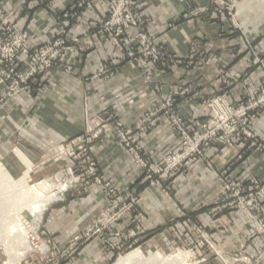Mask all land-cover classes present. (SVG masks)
Returning <instances> with one entry per match:
<instances>
[{
    "label": "rangeland",
    "instance_id": "1",
    "mask_svg": "<svg viewBox=\"0 0 264 264\" xmlns=\"http://www.w3.org/2000/svg\"><path fill=\"white\" fill-rule=\"evenodd\" d=\"M54 1L55 0H51V3L48 4L47 0H42L41 6L51 10ZM112 1L113 0H109V5ZM134 1L138 13L143 14V18L146 21L149 42L143 44L136 32L130 31V29L125 30L129 32H124L121 40L128 42L126 45L128 52H126V50L120 51L105 33L103 27L109 20L108 13L101 21L89 24L90 26L83 32L84 34L82 33V36H69L68 28L71 29L72 25L76 24V22L81 19L83 12L92 10L95 7L96 0H89L91 6L88 7L86 5L83 9H79V0H77L72 8H68L60 13V18L69 21L67 22V25L69 24L68 28L67 26H62L55 35L37 48L30 47L29 34L24 28L15 27L14 24L9 22L10 13H12V11H8L4 17L0 19L1 29L9 28L15 32H25L27 34V44L34 51L47 46L51 41L62 40L65 42L68 49L79 46L80 48L83 47L86 49L88 53L95 47V38L98 39L101 44H104L105 48L108 47L114 51L115 54L119 55L120 58L116 61L110 59H105L104 63L101 61L96 69L102 66V68H105L104 74H100L99 78H94L93 73L96 72L95 69L93 73L85 79V82H111L124 73V67H128L132 73H135V81L126 83L118 92L111 94L109 98L100 99L98 96L94 97V95L87 97V100L89 98V100L94 103L97 111L95 115L92 116L89 111V106H87L89 105V100H86L84 103L87 110L85 111V146L83 151H81V156L78 157L80 151H77L71 156L68 167H63L64 175L62 177L55 174L56 176L52 175L51 177L34 180L31 175L34 165L31 163L29 167L30 162L26 158L27 155L21 152V155L24 156L28 164L18 156V150L13 148L11 153L16 156V161H20L22 165L23 170L20 175H14L12 166L0 163V165H3L5 170L8 171L13 180L17 181L20 178H24L27 175L26 173H28L26 181L29 185L34 186L46 182L52 186V193H59L57 199L44 207L45 211L40 219H36L35 216L30 214L27 210L21 212L20 219L28 232L31 251L25 254L20 264H64L68 261H74L80 248L94 239L100 240L103 245H108L114 250L118 248L117 254L113 258L111 264H115L118 260L133 252L139 253L145 259L157 253H160L164 257L181 254V257L186 260L187 264H225L227 260V264H264V248L259 244V241H257V237H259L257 234L258 228L255 226L257 223L255 217L260 222L264 223V181H255L251 185H246L245 182H240L236 178L234 170L237 165L246 163L248 160L252 159L255 154L264 153V136L256 129L258 119L264 116V106L256 108L250 113V127L258 137L256 140L242 137L241 143H237L236 139L226 143V138L221 135L212 139L210 143L201 144L197 152L198 155L192 154L191 156L185 157L180 166L170 168L169 165L172 160L184 155L187 149L195 145L196 141L203 136V124L211 120L213 113L223 105H228L233 113H237L240 112V109L251 106L252 98L258 102L264 98V59L257 53L258 49L255 41L250 40L246 36V32L242 27V21L239 17V9L242 3L235 10L237 14H234V19L228 15V11H224L218 16L214 8H211L208 21L211 19L224 21L230 33H236L239 36L244 35V49L247 51L246 54L253 57L252 68L258 69L256 67H259L262 71L260 84L255 92L248 86H243L241 88L240 99L242 96H253L249 97L248 101L243 99L235 101L230 93L233 83L229 76L227 78L226 68H224V66L217 67L215 75L218 77L219 84L215 86V93L202 100L200 104H193V101L189 100L192 96L194 98L199 95L197 88L188 86L184 88L183 93L180 91L181 89L173 91L169 86H160L161 78L167 74L176 75L180 68H183L187 73L196 72L199 78L205 77L209 61L217 60L215 56L213 57L214 48L200 38H195L190 43V53L185 58L180 57L166 46L160 44L158 37L150 34V27L153 21L145 14L144 10H142L137 3V0ZM194 8H196V6L192 5L188 9V12L183 14L181 18L189 20L185 18L189 16ZM263 10L264 0H258L254 8L246 13H249V18L258 20L262 17L260 15ZM202 16L200 18H192L201 19ZM192 18H190V20ZM211 24L212 23L209 22V25ZM95 25H97L98 29L97 35L92 34ZM0 34L3 35L1 40H8L7 31L4 33L1 31ZM232 35L233 34L229 36L231 37ZM73 39L78 42L73 44ZM2 45L3 43H0V48L3 47ZM157 48H164V50L167 51L166 53L169 58L166 59V61L164 59L165 62L161 60L154 61L151 53L153 50H158ZM79 54L81 53L76 51L63 54L64 64H56L52 69H56L55 71L57 72L65 71L70 74L74 73L75 68L73 61ZM34 56H36L37 59L42 57L40 53H35ZM178 61H180L182 65L179 64ZM258 61L262 64L258 65ZM0 62H2L1 65H3L0 73H3V75L5 74L3 85H0V107L8 105L11 101L23 95L30 98L32 96L30 92H32L33 89H37V93H39L47 83L48 78L52 77V71H54L52 69L43 71L42 69L36 68L32 65L33 63L30 64V61L27 60L22 53L17 56L13 64L7 63L6 61L3 62L0 53ZM112 62L117 64L114 65ZM145 64L153 67V69H151L150 72L147 70L142 71L139 67ZM32 70L36 71L35 76L29 78L30 81L26 84L21 85L23 79L28 78L27 75L30 74ZM250 71L251 70H248L242 77L240 76L241 78L239 77V81L244 82L249 76ZM146 73H148L151 78V81L148 83H146L145 79ZM16 83H19V87L15 86ZM34 86H37V88H34ZM162 88L168 89V93H162ZM19 89L20 91L15 95L14 92ZM130 92L135 93V96L133 99L125 100V94ZM183 95L187 101L185 100L184 103L182 102L180 104L178 98ZM169 98L171 99V103L167 104V101L164 100ZM216 101L222 102L223 105H216ZM131 106L139 108V118L136 122H125L119 115L123 114L126 109L131 108ZM179 119L181 121L180 126H184L190 130L192 129L194 133L186 135L184 129L181 131L175 123V121ZM204 120L206 121L203 122ZM164 122L168 123L171 127L172 133L169 138H171L176 145L174 149L164 150V148H161L162 154L159 157V161L155 162L154 157L156 155L157 146L155 145L153 148L149 149L144 148L140 136L148 135ZM93 123L95 127H97L95 131L90 129ZM106 124H110L111 126V137L116 140L122 150L129 155L133 164L140 169L141 179L138 182L124 185L116 182L113 178H106L101 174V170L90 152L89 145L91 143L90 141H97L104 135V127ZM220 137H223L224 140L220 141ZM237 139H239V137ZM226 148H236L237 152L230 164L222 168L219 167L211 151L215 150L220 154ZM196 166H203L206 170L214 171L217 174V179L219 181L218 187L221 191L219 197L212 202V206H209V214L206 215V218H195L192 214L180 208V213L177 217L175 215L169 219L167 218L164 223L157 220L158 216H156V221L151 219V230L146 233L147 235H144L146 239L143 242L145 243L151 238H154V240L148 242L147 245H142L143 242L140 243L139 237H136V234L139 233L136 229H143L147 220L133 221L131 228H129L130 230H128L131 234H123L124 239L127 241L124 243L125 246L116 242L112 244L109 243L108 240H110L113 233L117 232L120 223H123L127 217L133 216L139 209L142 200V191L153 190L166 199L179 200L182 205H184L186 200L182 197L180 198L178 193L179 183H177L176 180L193 173ZM60 169L61 167H59V170ZM93 171L95 176H89V173ZM60 186H66L65 190L59 192L58 188ZM91 186L96 187L101 196H103L105 206L93 221L92 225L84 233L73 240L68 246L60 248L56 245L53 237L45 235V224L49 219L50 207L57 203L65 202L66 195L71 191L76 192V196L83 198L84 193L86 194L88 192L86 189H89ZM6 189L11 191L9 184L5 181L0 187V190L6 191ZM82 190L84 192H82ZM12 194H14V192L11 193V195ZM6 200L9 201V199ZM6 200L4 198L5 203L0 207L1 210H12L15 206V198H12L11 204L7 203ZM247 203L251 204L249 207L253 208L252 214L254 216H252L251 213L247 215ZM230 212H236L241 215V220L249 227L250 239L245 243L239 244L235 250L226 251L223 249L222 243L213 237L212 231H215L216 227L220 225L222 217L223 219H227L225 218L226 214ZM98 223L101 224V227L104 226L103 228L105 229L100 231L102 232L101 234L96 233V235H91L89 230ZM87 234L90 235L89 238H86L85 235ZM259 240L261 242L260 237ZM74 242L77 243V247H73L75 244ZM71 247L74 248L75 252L70 250ZM237 259L240 262H236ZM7 262L8 254L6 247L0 244V264H6Z\"/></svg>",
    "mask_w": 264,
    "mask_h": 264
},
{
    "label": "crops",
    "instance_id": "2",
    "mask_svg": "<svg viewBox=\"0 0 264 264\" xmlns=\"http://www.w3.org/2000/svg\"><path fill=\"white\" fill-rule=\"evenodd\" d=\"M244 1L239 9L242 27L246 36L255 41L257 53L264 59V10L260 15L263 19L262 17L258 20L249 18V13L246 12L253 9L258 0ZM41 2L42 0H0V19L8 11H12L9 22L28 32L31 48L39 47L55 35L62 26L68 28L67 22L69 21L60 18L59 14L72 8L77 0H55L51 10L42 7ZM137 3L152 19L150 34L158 37L160 44L185 58L190 53V43L193 39L200 38L214 48L213 57L217 58L216 61H209L205 77L199 78L196 72L187 73L180 68L176 75H164L160 86H169L173 91L181 89L182 93L188 86L197 88L199 95L194 98L192 96L189 101H193V104H200L202 100L215 93V86L219 84L215 70L217 67L224 66L227 70V78L229 76L233 83L230 93L235 101H239L243 86H248L253 92L257 90L262 71L259 67H256L258 69L252 68L253 57L246 54L244 35L230 33L224 21H216V19L208 21V15L202 16V20L196 18L184 20L181 17L188 12V8L185 4H180L179 0H137ZM108 6L109 0H96L95 7L83 12L81 19L72 25L71 29L68 28L69 36H82L90 26L89 24L106 17ZM209 22L212 24L209 25ZM231 34L233 35L230 37ZM94 46L90 52L79 54L74 59V73L57 72L56 69H52L54 70L52 77L48 78L39 93L37 89H33L30 92L32 95L30 98L23 95L8 105L0 107V163L12 166L14 175L19 176L23 169L20 161H16V156L11 153L12 148L18 150V156L26 164L28 162L21 152L27 155L26 158L30 162L29 167L31 163L34 165L31 172L34 180L55 174L62 177L71 156L85 146V111L87 110L84 103L87 97L94 95V97L106 99L118 92L126 83L135 81V73H132L128 67H124V73L122 71L123 74L111 82H85V79L93 73L101 61L105 59L116 61L120 58L95 38ZM248 70H251L249 76L244 82H240L239 77H242ZM165 88H162L161 92L167 94L169 90ZM134 96L135 93H126L125 100L133 99ZM185 100L184 95L178 98L180 104ZM87 106H89L91 115H95L97 109L94 103L89 100ZM138 110V107L131 106L119 116L125 122H136L139 118ZM96 128L94 123L90 127L92 131ZM110 128V124H106L104 135L101 138L93 142L89 140L91 142L90 152L104 177L113 178L124 185L134 184L141 179V171L111 137ZM256 129L264 136V116L258 119ZM171 133V127L164 122L148 135L140 136L144 148L157 146L155 162L159 161L162 154L161 148L164 150L175 148L176 143L169 138ZM220 141L223 140L220 139ZM236 152V148H226L220 154L215 150L211 151L219 167L222 168L230 164ZM59 167H61L60 170ZM234 170L236 178L240 182H245L246 185H251L255 181H264V153L255 154L252 159L246 163H240ZM176 182L179 183L180 198L186 200L184 205L179 200L166 199L153 190L142 191L139 209L133 216L127 217L123 223H120L117 232L113 233L108 240L109 243L116 242L125 246L124 243L127 241L123 234H131L128 230L133 221L147 220L143 229H136L139 231L136 237L138 236L142 243L146 239L144 235L151 230V219L156 221L158 218L157 220L164 223L167 218L175 215L177 217L180 208L195 218H206L209 214V206H212V202L219 197L221 192L218 187L217 174L204 169L203 166H196L193 173L177 179ZM86 191L88 192L84 193L83 198L71 191L66 195L65 202L50 207L49 219L45 224V235L53 237L60 248L68 246L84 233L105 206L103 196L96 187L91 186ZM240 216L236 212L226 214L227 219L222 217L220 225L212 231L213 237L222 243L226 251L235 250L239 244L250 239L249 227L243 223ZM152 240L154 238L148 239L142 245H147ZM117 250L118 248L114 250L108 245H103L100 240L94 239L80 248L74 261L64 264H111Z\"/></svg>",
    "mask_w": 264,
    "mask_h": 264
},
{
    "label": "built area",
    "instance_id": "3",
    "mask_svg": "<svg viewBox=\"0 0 264 264\" xmlns=\"http://www.w3.org/2000/svg\"><path fill=\"white\" fill-rule=\"evenodd\" d=\"M51 0H47V3L50 4ZM243 0H179L180 4H185L188 9L195 5L196 8H194L189 16H185L190 19L192 17H200L204 15H209V11L211 8H214V11L218 16L222 14L224 11H228V15L234 19V14H237L235 11L238 6L242 3ZM79 9H83L86 5L88 7L91 6L89 3V0H79ZM136 3L134 0H113L111 4L109 5V11H108V18L109 20L104 25V31L108 35V37L113 41V44L120 50H126L128 52L126 45L128 44L127 41L121 40L123 37L124 32L127 33L129 31H125L130 29V31H134L137 33V36L141 39V43L146 44L149 42V33L147 31V25L146 21L143 18V14H139L137 11ZM67 16V15H66ZM235 22V21H234ZM7 31L8 33V40L3 41L1 40V37L3 35L0 34V43H3V47L0 48V53L2 56L3 62L6 61L7 63L13 64L17 58V56L22 53L23 56L27 58V60L30 61V64L34 65L38 69H42L43 71L50 70L56 66V64H64L63 54L68 53L70 51H76L78 53H85L87 52L86 49L83 47L80 48L79 46L72 47L68 49L66 47L65 42L61 41H51L48 43L47 46L42 47L39 50H33L31 49L27 44V34L25 32H18V31H12L9 28L7 29H1L0 26V32ZM98 29L97 25L93 27L92 34L97 35ZM78 41L73 39L72 43H77ZM158 50L152 51V56L154 61H166V59L169 58L167 51L164 50V48H157ZM39 51V52H38ZM162 52V53H161ZM35 53H40L42 57L40 59H37L36 56H34ZM37 59V60H36ZM164 61V62H165ZM102 61V63H104ZM114 65L117 63L112 62ZM179 64L180 61H178ZM258 65H261V62H257ZM2 62H0V70L3 65H1ZM182 65V64H181ZM142 71L147 70L148 72L153 69V67L148 66L147 64L142 65L139 67ZM115 69V68H114ZM105 68H102V66L98 69H96V72L93 73L94 78H99L100 74H104ZM36 74L35 70H32L30 74H28V78L23 79L22 84H26L28 81H30L29 78H33ZM5 74L0 73V85H3V79ZM146 83L151 81V78L148 73H146ZM17 87H19V83H16ZM20 91L16 90L14 93L15 95ZM253 95L248 96H242L240 100L248 101L249 97ZM164 101H167L166 103H171V99H165ZM173 101V100H172ZM216 105H223L222 102L216 101ZM261 106H264V98L261 99L259 102L255 101L254 98H252V104L249 107L240 109V112L233 113L230 110V107L228 105H223L221 108H219L217 111H215L211 117V120H209L207 123L205 122L203 124V136L199 138V140L196 141L195 145H192L190 149H187L186 153L182 156H179L178 158L172 160L170 162V168H175L180 166L183 163V160L187 156H191L192 154L198 155V149H200V145L204 143H210L212 139H215L221 135H223L226 138V143H229L233 139L237 140V143H241V138L245 137L246 139L256 140L258 137L256 133L253 131V129L250 127L251 124V116L250 113L252 110L256 108H260ZM178 128L183 131L186 135H190L194 133V131L189 128H185L184 126H180L181 121L180 119L175 121ZM147 128V127H145ZM239 137V139H237ZM219 139H223V137H220ZM81 156V151L83 149L79 150ZM77 157V158H78ZM79 160V159H77ZM89 176H95L94 171L92 173H89ZM248 207H246L247 215L250 213L252 214L253 208L249 207L251 204H246ZM252 216H254L252 214ZM256 224L255 226L258 228V236L261 238V242L259 240V237H257V241H259V244L264 248V223L260 222L256 217ZM104 227V226H103ZM101 227V224H97L89 230L91 232V235H96V233H102L101 230H104L105 228ZM106 227V226H105ZM101 228V229H100ZM86 238H89L90 235H85ZM75 243V242H74ZM73 243V244H74ZM77 247V243L73 245V247ZM70 250L74 251V248L71 247ZM75 252V251H74ZM264 257V255H263ZM69 258V257H68ZM223 259V258H221ZM236 262H240L238 259ZM228 263V260L225 264Z\"/></svg>",
    "mask_w": 264,
    "mask_h": 264
},
{
    "label": "bare ground",
    "instance_id": "4",
    "mask_svg": "<svg viewBox=\"0 0 264 264\" xmlns=\"http://www.w3.org/2000/svg\"><path fill=\"white\" fill-rule=\"evenodd\" d=\"M30 170V168H29ZM28 175L19 180H13L10 174L0 165V187L6 181L10 190H0V207L5 203L12 202L15 198V206L12 210H1L0 208V244L6 247L8 262L6 264H20L25 254L31 251L28 232L20 219L21 212L28 211L35 218L42 216L44 207L57 199L59 193H52L53 188L43 182L31 186L26 181ZM66 186H60L57 190H65ZM52 188V189H51ZM11 195V193H13ZM178 255V254H177ZM164 257L160 253L152 254L145 259L137 252L118 260L115 264H187L186 260L178 256Z\"/></svg>",
    "mask_w": 264,
    "mask_h": 264
}]
</instances>
